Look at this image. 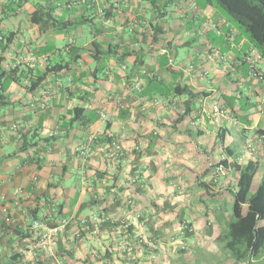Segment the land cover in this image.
<instances>
[{
  "label": "crops",
  "instance_id": "obj_1",
  "mask_svg": "<svg viewBox=\"0 0 264 264\" xmlns=\"http://www.w3.org/2000/svg\"><path fill=\"white\" fill-rule=\"evenodd\" d=\"M208 2L39 0L31 5L29 0L4 1L0 34L11 42L0 47L15 57L8 61L0 54V68L16 72L12 78L6 76L0 95V264H70L74 260L77 264H128L111 244L107 250L103 245L110 234L116 235V226H123L121 221L114 222V215L126 216L140 207L119 205L116 198L110 204L105 195L103 202L80 210L90 199L85 201L84 193L73 191L75 185L63 184L75 168L84 176L95 163L99 182L116 181L129 160L138 169L140 174L134 175L143 188L153 186L155 179H167L163 165L177 159L190 171L180 174L178 197L190 196L192 189L204 199L200 184L206 182L215 194L210 196L213 204L219 199L230 203L237 182L234 162L258 161L261 181L264 82L249 77L246 62L255 48ZM37 6L45 7L39 26L31 22ZM84 25L90 28V39L85 37ZM102 61L104 71L99 66ZM59 63L65 69L52 70L61 68ZM255 65L263 70L264 59ZM177 86L192 91V97L180 96L183 91L176 92ZM75 108H84L88 115L95 111L101 118L90 125L73 123ZM185 112L188 115L177 122ZM14 124L20 126L22 141L16 139ZM237 139L245 142L241 147L245 152L233 149ZM24 141L26 150L20 151ZM7 143H14L15 149L9 151ZM161 150L168 158L159 154ZM220 162V167L210 169ZM112 164L113 173L107 169ZM194 170L200 174H193ZM49 184L58 188L48 192ZM60 204L65 218L77 216L73 229L81 227L84 232L76 238H80V254L73 249L74 243L69 248L72 238L68 235H59L54 253L46 254L39 229L33 226L34 221L44 222L41 215L52 219V208L58 211ZM143 208L148 210L146 202ZM214 210L223 219L229 209L216 205ZM104 220L113 226L102 227ZM95 237L101 244L93 242Z\"/></svg>",
  "mask_w": 264,
  "mask_h": 264
},
{
  "label": "rangeland",
  "instance_id": "obj_2",
  "mask_svg": "<svg viewBox=\"0 0 264 264\" xmlns=\"http://www.w3.org/2000/svg\"><path fill=\"white\" fill-rule=\"evenodd\" d=\"M29 1L31 5H35L39 0ZM218 10L224 16L226 15L222 9L218 8ZM232 24L235 25L233 22ZM83 30L86 39H90V28L88 25H84ZM83 44L82 42H79L78 45ZM105 57L108 58L109 56L105 55ZM99 66L102 67L101 71H104L106 63H104V61L99 62ZM243 73L245 74V69L243 70ZM0 113H2V109H0ZM174 128L175 127L172 128V131L175 130ZM173 135L176 136V132H173ZM237 144H239V147ZM6 146L9 151L15 149L14 143H7ZM242 146L245 147V142L242 144V141L238 140L233 149H235L237 153H240V151L245 152V148L242 150ZM217 153L218 150L213 152L212 159L215 158L214 156ZM159 154L161 156L165 155L164 158H168L164 150H161ZM171 161L173 164L170 163V166L164 164V167L162 168L163 176L168 178L155 179L153 181L154 185L150 187L144 186L142 188L140 186L137 177L134 175L135 172L138 173L137 175L140 173L135 171L138 169L134 168L133 165L131 166L129 160H127V164L123 166V171L119 172L120 175H118L119 178L116 181L113 179H107L105 182H99V178H95L94 176V171L99 166L93 163L92 165H89L90 170L88 169L84 176L76 168L73 169V171H70V176L65 179L63 184L67 188L75 185L73 191H79L80 194L84 193V196H86L85 201L87 199H95L99 202H103V198L106 195L110 204L112 200L116 198L118 199L119 205L126 206L130 204L131 206L132 204L133 207H140L138 211H134L133 208L132 210L129 209L130 211L128 210L129 212L126 216L123 214L114 215V222L117 223L121 221L123 222V226L118 225L116 228L113 227L114 232H117L116 235L114 233V235L110 234L108 239H106L105 245H103L104 250H107L108 248H111L108 247V245L111 244V246H113L111 249L114 250L115 248L114 252L121 253L123 258H127L126 261H124L125 263L246 264L245 262L237 263L232 258L231 254L224 251L222 246L216 242L214 238L216 235H213L212 233L216 232L219 234L225 229V222L233 211V199L231 196H229L230 203L227 200L219 199L218 203L213 204L208 196L204 197V201L201 203V200H198L200 198L199 192L191 189L187 193H191L190 196L179 198V189L177 187L181 186V180H179V177L183 176L180 174L184 171H190L183 168V166L178 165L177 159H172ZM202 168L204 167L201 166V169ZM107 169H109L111 173L115 172L113 164ZM196 171L200 174V171L198 170H194L193 174H196ZM173 174H176L175 179ZM203 178L204 176L202 173L200 175V180ZM259 179L260 175L255 179L250 194L256 191L260 183ZM185 183L187 184L189 181H185ZM103 184H106L109 187L114 184V187H112L113 190L104 193V190L107 191L108 188H105ZM164 188L169 189V193H166L167 191H165ZM173 190L176 191L173 193ZM145 202L147 203L148 209L146 212L145 208H143ZM174 202H176L175 206L173 205ZM216 205L217 207H227L229 209L228 215L224 216L225 218L220 219L218 217L219 212L214 210ZM56 211L54 213H56ZM130 216H133L134 220ZM95 219L99 218L96 216ZM67 220L68 226L60 236H70L72 239H69V248H72V243H74L73 249H76V252L79 253V251H81V247L79 246L80 238H76L78 234H81L82 230L81 227L73 229V225L75 226V222L77 221V216L73 215V217H69ZM129 222H133L130 231L128 228ZM210 223H212V225ZM130 236H132V239L128 238ZM57 237L52 238L47 243V248H45L46 254L49 255L51 252L54 253L53 244ZM93 242L101 244V242H97V237L94 238ZM131 247L133 248V252L130 251ZM77 249H79V251ZM70 264H74V262L71 261ZM254 264H263V262L257 260Z\"/></svg>",
  "mask_w": 264,
  "mask_h": 264
},
{
  "label": "trees",
  "instance_id": "obj_3",
  "mask_svg": "<svg viewBox=\"0 0 264 264\" xmlns=\"http://www.w3.org/2000/svg\"><path fill=\"white\" fill-rule=\"evenodd\" d=\"M209 1V2H208ZM207 4H211L216 8H220L225 12V17L229 22H233L238 30L245 35L249 43L261 53L264 58V0H207ZM44 6H37L35 11L31 13V22L34 25L39 26V20L43 19L45 14ZM49 23V20H46ZM8 39V38H7ZM8 42L5 46H8ZM5 48H2V50ZM244 65V62L242 63ZM59 69L56 66L52 68L56 72L65 69V64H58ZM250 67L248 68V75L250 74ZM16 70L5 71L1 73L2 76L13 77ZM44 76H40L38 79H42ZM253 78V77H251ZM255 79V78H253ZM6 81L3 83V89ZM176 92H180L182 95H190L192 97V91L186 87L177 86ZM1 98V96H0ZM84 108H75L73 115V123L80 121L83 125H90L95 121H98L101 116L92 112L91 115L86 114ZM178 118L177 122L183 121L184 117L188 114L185 112ZM24 137V136H23ZM26 142L24 141L22 146L19 148L20 151L26 150ZM223 165L228 166L226 161L222 162ZM222 163H218L216 166H210L211 168L220 167ZM234 172L237 174V182L235 185L236 191L232 192L233 208L230 218L226 221L225 229L215 237L217 243L222 246V249L229 254L237 263L254 264L255 261H262L264 264V175L256 189V191L250 194L253 183L258 176L260 170V164L258 161H248L244 165H240L234 162L232 165ZM209 171V169L207 170ZM201 187L205 196H215L210 193V187L206 182H201ZM114 184L108 187V192H111ZM49 190L57 189L58 186L49 184ZM203 201V199L201 198ZM99 203L98 200H90L81 205L80 210L85 209L86 206H95ZM63 204L58 206L56 211L57 216H52L49 219L48 214L41 215V219L46 222L49 226H54L59 223L64 217ZM80 212L78 213V215ZM113 226L109 220H104L102 227ZM103 229V228H102ZM111 231V230H110ZM84 234V232H81ZM80 234V235H82ZM73 257L74 254H71ZM79 261L74 260V264Z\"/></svg>",
  "mask_w": 264,
  "mask_h": 264
},
{
  "label": "built area",
  "instance_id": "obj_4",
  "mask_svg": "<svg viewBox=\"0 0 264 264\" xmlns=\"http://www.w3.org/2000/svg\"><path fill=\"white\" fill-rule=\"evenodd\" d=\"M5 0H0V14L2 13V5L4 3ZM79 1H84V0H77ZM73 2L68 4V7L72 6ZM101 13H104V11H102ZM7 43V37L0 34V46ZM0 54L1 56L8 61H11L12 59H14L15 55L12 51L10 50H2L0 47ZM263 56L261 55V53L259 51H257L256 49H254L251 54L246 58V62H249L250 64V74L251 77L255 78L256 80L260 81V82H264V69L263 70H259L255 63L256 62H262L263 61ZM7 68L9 67V64H6ZM3 72V69L0 68V95L3 93V83L6 81V76H2L1 73ZM263 100H264V95H263ZM12 130L15 131V135H16V139L17 141H22L23 139V134L20 131V126L18 124H14L12 126ZM91 139H89V144L91 143ZM2 141V138H0V142ZM85 154V153H84ZM87 155V154H85ZM1 183H0V187H1ZM2 200H6V196L3 194L2 195ZM56 210L53 208V212H55ZM54 216H57L56 213H53ZM33 226L35 229H39V238L41 239V245L44 248H47V243L54 237L59 236L61 233H63L67 226H68V220L67 218H63L61 221H59V223L57 225L54 226H49L47 223L42 222V221H34Z\"/></svg>",
  "mask_w": 264,
  "mask_h": 264
}]
</instances>
